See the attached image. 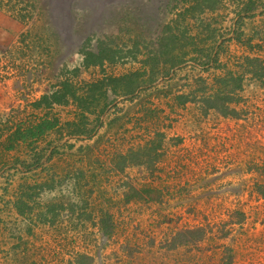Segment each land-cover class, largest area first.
I'll use <instances>...</instances> for the list:
<instances>
[{"label":"rangeland","instance_id":"rangeland-1","mask_svg":"<svg viewBox=\"0 0 264 264\" xmlns=\"http://www.w3.org/2000/svg\"><path fill=\"white\" fill-rule=\"evenodd\" d=\"M52 1H58L55 7ZM183 7V0H0V160L5 164L0 166V264H264V90L257 84L249 83L243 103L231 107L241 115L237 119L203 112L199 102L206 91L199 88L205 84L210 90L220 76L212 66L199 81L203 68L190 59L152 87L138 89L134 102L123 85L109 83L95 92L97 102L108 107L105 115L87 117L93 138L67 133L66 123L79 122L77 105L50 100L63 94L69 79L81 88L105 78L151 76L155 68L148 60L159 58L161 28L174 27ZM207 7L210 12L198 19L187 18L189 36L204 38L205 30L214 49L227 42L222 61L236 70L251 54L234 37L240 19L229 8ZM241 24L239 30L249 36L264 35V11ZM99 43L113 44L121 54L113 63L85 66L83 52H94ZM191 93L196 102L180 105L177 96ZM43 96L52 106L36 111ZM143 103L154 110L147 121L110 127L116 105L127 120L146 117ZM13 117L32 129L39 119L56 124L60 134L39 137L36 145L40 150L58 143V153L20 165L32 153L22 145L19 151L3 147ZM80 146L91 150L88 156L78 155ZM80 173H95L105 184L102 197L80 178L86 187L78 205L81 212L87 209L85 218L59 217L54 225L41 219L31 225L13 208L38 192L32 188L36 179L48 177L40 184L46 191L53 179ZM68 183L43 193L42 202L58 207ZM144 187L160 192L162 200L116 203L129 190ZM106 210L117 226L111 236L99 227Z\"/></svg>","mask_w":264,"mask_h":264},{"label":"trees","instance_id":"trees-1","mask_svg":"<svg viewBox=\"0 0 264 264\" xmlns=\"http://www.w3.org/2000/svg\"><path fill=\"white\" fill-rule=\"evenodd\" d=\"M236 1V2H235ZM58 1H52L53 7H55ZM187 8H182V12L179 14V21L173 26L170 23L162 26V36L159 40V46L157 50V55L161 58L159 62V58L152 56L149 58L148 62L154 66V71L150 72L151 76L146 78H135L133 80H129L126 78H119V79H109L105 78L101 81H94L88 84L83 85L81 88H75L73 83L69 80H66L62 89V95H56V98L52 97L50 100L54 99V102H61L64 104H69L70 102L76 106L77 105V112L79 113V122L75 123H66V129H68L67 133H70V136H87L88 138L94 134L92 130L86 128L88 116L98 115L104 116L105 112L107 111V105H101L97 102L96 94L97 88L100 86H108L109 83L114 84L115 86L123 85L122 87L126 88L127 91L125 92V96L129 97L131 102H134L136 99H139L134 94L137 92L138 89L142 88H149L155 85L160 79L166 78L170 76L176 69H180L183 67L187 61L193 62L197 69H201L198 74L199 81H204L201 77L203 76L202 73L210 68H217L216 74L220 76L214 82V86H210V90L204 84L199 89L203 92L199 103L202 104V110L204 113L213 111L219 113L224 116H237V119L240 118V114L235 112V109H231V107H235L240 103L241 97L243 96V92L245 89L248 88L249 83L257 84V87L264 90V35L262 32H257L256 35L249 36L248 34L243 33L244 31L239 30V25H242L244 20L253 19L257 16L258 12L264 11V0H183ZM211 3V4H210ZM227 3H229L227 5ZM59 4V3H58ZM69 3V7H70ZM222 7L223 9H230V12L235 13V15L240 19L237 23L238 30L234 33L235 40L242 44L245 48L251 51L250 56L246 57L242 64H239L236 67V70H232L227 65V62L222 61L223 55H228V43L221 42L217 45V49H214V45L208 44L207 38L211 39L208 36V32L204 33L203 36L192 37L189 36V30L187 28V18L195 20L198 19L205 10H209L207 7ZM61 8L64 7L60 6ZM210 12V10H209ZM65 17H62L64 21ZM52 24V23H51ZM185 25V26H182ZM208 28V25H207ZM206 29V28H205ZM176 30V31H175ZM201 33V34H202ZM211 33L213 34V39H215L214 33L215 30H212ZM186 34V36H185ZM205 34L207 37H205ZM185 37V38H184ZM224 37V36H223ZM222 38V36H221ZM229 42V41H228ZM216 45V40L213 41ZM100 43L95 49L94 52H83L86 55V59L84 60L85 66H95L100 65L96 63H102V61L113 63L118 55L121 54L116 46L110 44V46H106L102 44L100 47ZM212 46V47H210ZM230 55V51H229ZM226 61V60H225ZM227 63V64H226ZM213 66V67H212ZM221 67L223 70L221 72L218 70ZM226 67L227 69H224ZM213 68V69H214ZM195 70V69H194ZM226 70V71H225ZM213 75V74H212ZM209 75V78L205 77V79L212 78L213 76ZM215 75V74H214ZM197 81L198 83H201ZM205 89V90H204ZM209 95H208V94ZM56 94V93H55ZM118 94L117 96H119ZM208 95V96H206ZM136 97V98H135ZM49 97L43 96L36 104V109H46L49 110L52 104L47 100ZM158 99V98H157ZM178 102L180 105H184L188 102H196L197 97L191 93L187 96H177ZM159 100V99H158ZM156 102V101H155ZM249 101H245V105L248 104ZM151 106L154 104V99L150 101ZM158 103V102H156ZM143 103V111H145L146 117L141 118H129L126 120L127 116L120 115L119 113H123L121 109L118 108L116 105L113 108V115L114 118L110 121V127H123L126 124H132L135 120L147 121L149 116L154 113V110L149 109L150 104ZM159 104V103H158ZM244 105V104H243ZM148 107V108H147ZM36 110V111H40ZM112 113V112H111ZM243 113V111H242ZM144 115V116H145ZM45 116V114H44ZM45 118H48L46 115ZM125 119V120H124ZM19 117H13V119L9 122V125L13 126L12 130H9L7 141L3 144L4 150L6 152L9 151H19L21 145L24 149V152L30 151L32 154H25L26 161H30L32 159V164H38L44 157L48 154V156H52L58 153L57 144L52 145L53 142H50L46 147L43 149L38 150L37 148V139L39 137H44L45 135H50V133L60 134L59 128L54 124L52 121L48 120H41L42 124L40 123L39 126L32 129V126L23 127V125L18 121ZM98 124L100 123V118L96 121ZM139 122V121H138ZM144 122V121H143ZM142 128V126H141ZM135 129V128H134ZM133 130V129H132ZM93 138V137H91ZM34 140V142L32 141ZM1 140V139H0ZM153 147H160V144H151ZM20 147V148H19ZM84 146H80L78 148V155H89L91 150L89 148H83ZM53 148L51 151L50 149ZM48 157V158H49ZM90 157V156H89ZM88 157V159H89ZM10 161V159H8ZM22 166H25L24 163H21ZM0 166L3 167L2 160H0ZM26 167V166H25ZM30 168V166H28ZM79 171V170H78ZM85 175V176H84ZM40 176V175H38ZM77 176H80L77 178ZM86 177H90L91 182L86 180ZM39 178V177H38ZM48 177L41 179L39 182L37 179L35 180L34 184H32V188L35 190L38 189V192H32V196L27 197L29 202H16L13 208H16L17 213L19 212L20 215L26 217L25 219H29L32 224L35 225L36 223L33 221L41 222V219L44 221H50L51 224L54 225L58 223L59 217H66L68 221H73L81 216L83 218L87 214V209L85 208L83 212L80 211V207L78 203L82 199L81 193L85 195V185L90 186L98 191V193L104 197L103 191L101 188H104L103 181L99 179V176L93 173L91 176H86V173L78 174L75 176L64 177L61 180H52L51 183L47 184L45 187L46 191L42 190V184ZM80 178L83 179V182L86 183L83 186V183L80 181ZM50 180V179H49ZM78 182H74V181ZM65 181L69 182L67 185V195L65 191L60 196L61 204L57 207L53 204H48V202H42V195L43 193L47 192L48 194H52L58 185L64 183ZM46 182H48L46 180ZM38 185V186H36ZM72 185V186H71ZM71 187V188H69ZM60 188V187H59ZM144 187L141 190H137L133 188L129 190L127 194L121 199L116 201L117 204L123 203L124 205L131 204L133 201L142 198V197H149L150 200H158L159 202L162 200V194L157 190H151ZM52 192V193H51ZM79 197H76V194ZM79 192V193H78ZM35 193V194H34ZM94 194V193H93ZM92 195V191L90 192ZM24 198V197H23ZM22 198V201H23ZM77 198V201L73 199ZM37 199V200H36ZM66 199V200H65ZM32 206H26L27 204L32 203ZM65 200V204H64ZM73 200V201H72ZM108 205H112L111 201L106 200ZM26 203V204H25ZM114 203V204H116ZM84 206V205H83ZM104 216L99 221V227L102 228L103 234L105 236H111L115 229L117 228L116 224L112 222V216L110 215V211L106 210L103 212ZM50 215V218L47 216ZM85 218V217H84ZM50 219V220H49ZM60 224H63V221L60 220ZM66 224V223H65ZM67 226V224H66ZM95 227V225H94ZM32 229V228H30ZM30 234V231H28ZM193 232V231H192ZM192 234V233H191Z\"/></svg>","mask_w":264,"mask_h":264},{"label":"crops","instance_id":"crops-1","mask_svg":"<svg viewBox=\"0 0 264 264\" xmlns=\"http://www.w3.org/2000/svg\"><path fill=\"white\" fill-rule=\"evenodd\" d=\"M0 141H1V140H0ZM29 160H30V159H29ZM23 161H26V160H25V159H23V160H22V162H23ZM41 161H42V160H41ZM22 162H21V163H22ZM21 163H20V165H21ZM33 164H34V163H33ZM33 164H31V166H32Z\"/></svg>","mask_w":264,"mask_h":264}]
</instances>
